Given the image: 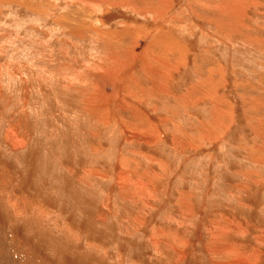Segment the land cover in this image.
<instances>
[{
  "label": "rangeland",
  "instance_id": "rangeland-1",
  "mask_svg": "<svg viewBox=\"0 0 264 264\" xmlns=\"http://www.w3.org/2000/svg\"><path fill=\"white\" fill-rule=\"evenodd\" d=\"M0 264H264V0H0Z\"/></svg>",
  "mask_w": 264,
  "mask_h": 264
}]
</instances>
